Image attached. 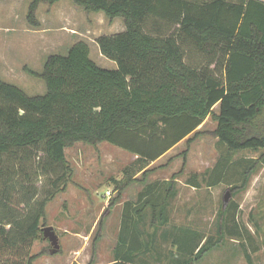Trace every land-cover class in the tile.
Wrapping results in <instances>:
<instances>
[{"label": "trees", "instance_id": "obj_1", "mask_svg": "<svg viewBox=\"0 0 264 264\" xmlns=\"http://www.w3.org/2000/svg\"><path fill=\"white\" fill-rule=\"evenodd\" d=\"M60 1L31 0L29 23L39 27V6H54ZM70 1L86 13H103L110 21L123 20V32L97 39L102 55L115 61L118 68L98 66L91 59L89 45L80 41L66 55H50L42 74L32 72L45 81L47 92L43 95L29 96L0 79V160L14 152L28 154L42 149L68 174V148L77 143H109L136 155L138 169L132 173L144 171L146 176L151 163L189 136L182 153L184 166L191 146L203 135L218 139L232 153L264 151V2ZM149 16L179 26L180 35L194 43L202 58H210V68L188 64L187 51L178 38L148 33L144 23ZM214 57L220 59L212 67ZM219 67L224 79L216 72ZM217 105L219 112L214 111ZM208 118L217 127L211 132L200 130ZM260 164H264V152L244 171L242 184L229 190L234 196L246 188ZM228 169L219 162L210 172L207 186L224 183ZM132 173L126 175L121 190L134 181ZM173 190L171 183L168 195ZM148 204L138 208L133 202L124 203L113 264H136L143 250L137 226ZM46 205L42 204L40 215L18 242L0 223V264H34L39 258L40 254L33 255L32 250L34 243L43 239L41 218ZM152 209L156 224L158 206L154 204ZM227 211L224 205L219 240L198 248L180 264H195L222 242ZM161 218L164 220L163 214ZM230 230L231 235L240 234L237 227ZM185 232L193 235L192 231Z\"/></svg>", "mask_w": 264, "mask_h": 264}, {"label": "rangeland", "instance_id": "obj_2", "mask_svg": "<svg viewBox=\"0 0 264 264\" xmlns=\"http://www.w3.org/2000/svg\"><path fill=\"white\" fill-rule=\"evenodd\" d=\"M30 4L31 0H6L0 13L1 80L29 96L43 95L47 92L45 81L32 72L42 74L50 55H66L80 41L89 45L91 59L98 66L117 70V63L102 55L97 39L123 32L121 18L110 21L103 13H86L70 0H62L54 6L41 4L36 12L39 27H33L27 19ZM144 25L150 34L178 38L187 51L188 64L210 68V58H202L194 43L180 35L179 26L151 16ZM222 71V67L216 68L224 79ZM214 111L219 112V105ZM261 122L264 125V111ZM216 127L208 118L199 129L211 132ZM190 137L151 163L146 176L144 171L132 173L138 169L136 155L109 143H77L68 148V174L42 149L8 154L0 160V223L18 242L47 202L41 218L43 239L36 241L32 250L33 255L40 254L34 264H113L124 203L133 202L141 208L150 202L137 226L143 250L136 264H180L198 248L219 240L225 205L224 239L195 264H264V164L256 168L246 188L235 196L229 191L242 184L244 171L264 151L232 153L218 139L203 135L191 146L184 166L182 153ZM219 162L229 168L227 180L208 187L206 180ZM128 173L134 174V181L121 190ZM171 183L174 190L168 195ZM154 204L158 206L156 224ZM47 227H53L59 238L58 254H48L52 246L44 239ZM232 227L240 234L231 235Z\"/></svg>", "mask_w": 264, "mask_h": 264}, {"label": "water", "instance_id": "obj_3", "mask_svg": "<svg viewBox=\"0 0 264 264\" xmlns=\"http://www.w3.org/2000/svg\"><path fill=\"white\" fill-rule=\"evenodd\" d=\"M228 196H230V193H228L227 196L225 197L224 199L225 202ZM43 233H44V239L49 240V242L51 243L52 246V249L50 250L51 255L58 254L60 252L61 247L59 244V238L55 233L54 228L53 227L44 228Z\"/></svg>", "mask_w": 264, "mask_h": 264}, {"label": "crops", "instance_id": "obj_4", "mask_svg": "<svg viewBox=\"0 0 264 264\" xmlns=\"http://www.w3.org/2000/svg\"><path fill=\"white\" fill-rule=\"evenodd\" d=\"M233 1H236V0H233ZM259 1H262V2H264V0H259ZM5 4H6V0H0V13H2V11H4V6H5ZM92 14V13H91ZM125 30V29H124ZM0 32H1V27H0ZM220 59V57H214L212 60H213V62H212V65H216V63H217V60H219ZM213 66V67H214ZM164 157V156H163ZM163 157H161V158H163ZM160 158V159H161Z\"/></svg>", "mask_w": 264, "mask_h": 264}]
</instances>
